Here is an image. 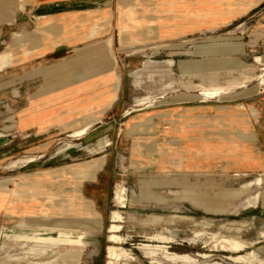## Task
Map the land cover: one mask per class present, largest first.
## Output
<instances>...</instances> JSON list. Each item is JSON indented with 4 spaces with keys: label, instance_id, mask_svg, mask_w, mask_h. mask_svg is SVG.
<instances>
[{
    "label": "rangeland",
    "instance_id": "obj_1",
    "mask_svg": "<svg viewBox=\"0 0 264 264\" xmlns=\"http://www.w3.org/2000/svg\"><path fill=\"white\" fill-rule=\"evenodd\" d=\"M4 1L11 5L9 12L15 21L0 22V53L10 48L18 54L19 49L27 47L11 45V34L37 27V18L33 17L37 2ZM221 1L204 0L205 12L210 9L208 3L217 8ZM24 2L25 12L19 8L21 4L25 7ZM180 2L127 0L130 13L125 20L137 22L138 37L134 43L145 51L142 49L130 62L127 60L120 110L153 107L156 105H149L172 101L174 96L185 93L181 103L187 104L169 106L174 112L167 117L162 114V122L167 119L168 124L180 127L193 122L205 129L202 133H223L228 112L244 101L230 100V95L256 85L259 75H264V34L254 32L251 19L261 7H255L257 2L245 7L244 1L237 0L235 8H253L252 12L229 26L215 24L204 13L205 28L196 33L189 24L191 31L185 34L186 26L182 23L186 15L182 17L184 9ZM133 12L140 17L129 18L134 16ZM150 14L156 18L149 17ZM127 24L126 29L130 27ZM155 24L160 30H155ZM196 69L208 81L201 82L195 76ZM26 89L19 66L0 70V207L9 196L40 204L30 216H12L13 209H0V264H106L110 214L116 208L113 192L122 180L127 182L129 200L124 209L123 241L118 245L122 251L119 264H264V176L257 183L264 171L237 172L239 175L225 169L185 173L177 168L179 164L174 159L171 172L159 173L148 168L142 147L121 148L115 140L116 126L120 130L126 120L140 122L147 128L154 126L148 114L139 116L144 111L135 110L123 119H105L104 124L116 125L107 135L109 145L99 151L90 150L99 142L101 136L97 134L86 140L71 138L68 131L41 137L20 132L16 110L24 103ZM208 89L227 93L208 94ZM186 106L192 113L189 119H183L180 112ZM240 134L244 139L254 137L243 131ZM104 154L109 155L114 177L104 201L98 202L104 210L97 224L90 214L62 207L59 200L72 191L68 187L77 192L79 186L78 181L67 179L66 168L82 167ZM27 155L39 157L34 162L5 168ZM134 159L143 162L134 163ZM20 171L25 174L16 176ZM49 177L48 182H41ZM43 183L51 190H41ZM56 184L62 189L52 190ZM93 201L86 202V206L95 209ZM82 231L87 234H79Z\"/></svg>",
    "mask_w": 264,
    "mask_h": 264
},
{
    "label": "crops",
    "instance_id": "obj_2",
    "mask_svg": "<svg viewBox=\"0 0 264 264\" xmlns=\"http://www.w3.org/2000/svg\"><path fill=\"white\" fill-rule=\"evenodd\" d=\"M23 1L25 0H21ZM35 1L37 3L33 17L37 18V27L31 31L23 29L11 34V45L27 48L19 49L18 54H15L16 50L10 48L0 53V60L4 58L8 64L6 67H0V70L19 66L21 79L27 86L24 103L16 110V125L20 132L41 137L57 131H68V135L71 131L91 123L88 133L83 137L88 140L93 134L101 136L97 146L90 150L91 152L93 149L102 150L109 145L107 135L116 125L113 122L104 124V120L108 117L123 119L134 113L124 116L126 109L120 110V108L125 93V69L127 65L129 66L127 60L130 62V58L145 51V48L134 43L138 37L135 31L137 22L125 20L126 15L130 13L126 7L127 0ZM241 1H244L242 5L245 7L251 6L252 2H257L255 7H261L251 19L254 32L264 34V0ZM180 3L184 9L182 17L186 15L184 16L186 21L182 23L186 26V31L183 32L185 34L191 30L198 33L205 28L204 13L208 14V19L216 21L215 24L229 26L239 18L247 16L253 9L243 10L246 12L238 10L235 8L237 0H222L218 4L219 8H214L208 3L210 9L206 12L203 8L204 0H181ZM23 4L25 10L22 4L19 8L25 12L27 3ZM10 9L9 2L0 0V22L7 20L8 24H13L15 16L10 15ZM189 13L194 15L190 17ZM133 15L129 18L140 17L135 12ZM149 17L156 18L154 14H150ZM126 23L130 26L128 29L125 28ZM155 30H160L157 24ZM15 34L20 36L14 37ZM109 41L113 44L114 55L111 54ZM135 50L137 53L132 54ZM197 71L199 70L196 69ZM195 76H198L203 83L208 81L205 75L198 72ZM213 79L214 77L211 80ZM263 98L262 90L261 93L243 98V102L236 103L227 114V122L223 123L226 127L223 133L214 131L202 133L205 129L193 122L191 125H183V122L181 127L168 124L167 119L162 122L160 119L162 114L167 117L174 112V108L169 106L187 103L139 109L136 112L144 111L139 116L148 114V120L152 117L154 126L147 128L140 122L126 120L121 124L123 126L120 130L116 126L115 140L121 148L142 147L140 151L144 158L148 159L147 167L159 173L171 172L174 169L173 159L179 164L177 168L185 173L224 169L231 174L263 172ZM189 111L188 106L182 107L180 112L183 119H189L188 116L192 114ZM102 123L104 125H100ZM137 124V130L132 131ZM149 125L151 126L152 123ZM96 126L99 127L95 128ZM93 130L95 131L92 133ZM241 131L253 134L254 137L244 139L240 134ZM79 138L82 137L76 139ZM135 151L136 149L133 150L134 153ZM108 156L104 154L100 159H96V161L100 160L101 164L90 173H84L78 168L80 165L65 170L68 180L73 183L79 182L76 190L84 200V204L95 200L93 201L95 209L99 213L93 207L92 209L96 214L97 224L104 210L99 205L104 201L103 196L109 193L114 177V169L108 163ZM136 158L141 157L136 156ZM139 162L143 160L134 159V163ZM24 174L20 171L16 176ZM50 178H44L41 182H48ZM42 187L44 189L41 190H51L45 183ZM61 189L60 185L56 184L52 190ZM67 190L73 191L70 187ZM39 205L37 202L31 204L25 199H13L9 196L4 198L0 209L3 211L13 209L12 216L19 214L30 216L38 211ZM79 234L85 236L87 232L82 231Z\"/></svg>",
    "mask_w": 264,
    "mask_h": 264
},
{
    "label": "bare ground",
    "instance_id": "obj_3",
    "mask_svg": "<svg viewBox=\"0 0 264 264\" xmlns=\"http://www.w3.org/2000/svg\"><path fill=\"white\" fill-rule=\"evenodd\" d=\"M22 8L25 10L24 6H22ZM19 36H20V34L14 35V37H19ZM109 48H110L111 54L114 55L113 44L111 41H109ZM135 53H137V50L133 51L132 54H135ZM7 65L8 64L6 63V60L4 58L0 60V67H6ZM262 86H264V75L263 74L259 75V82L256 85H254L252 87H250V86L245 87L242 91H240L234 95H230L229 99L235 100V99L249 98L253 95L261 93ZM106 91H108V90H106ZM205 91L208 94H219L221 92L227 93V91H221V89H214V90L208 89ZM184 95H186V94L180 93V94L174 96V99L172 101L162 100V101L158 102L157 104H150L149 106L172 104V103H181V102H184V101H182V97ZM87 96L89 97V95H87ZM176 98H178V99H176ZM105 105H106V103H105ZM82 107H83V105H82ZM135 110H138V108L132 107V108L126 109L124 112V116L130 115ZM91 125L92 124L89 123V124H86L85 126L79 128L77 130L71 131L68 134V136L71 138L83 137L88 133ZM38 157L39 156H36V155H27L24 157H20L18 159L13 160L11 163L7 164L5 166V168L6 169H12L13 167L17 166V164H19V163L34 162V161L38 160ZM100 164H101L100 160H97V161L95 160V161H92L90 163H87L86 165H84L82 167L80 166L78 168L83 170L84 173H90L93 170L97 169L100 166ZM67 168L70 169V168H74V167L68 166ZM49 173H53V172H49ZM234 175H239V174L234 173ZM260 176L261 177L258 179V182H257L258 184H260V181L262 180L264 173H262ZM76 199L77 200L79 199V202H77ZM113 200H114L116 208L113 209L111 211V214H110L111 221H110V225L108 228V230H109L108 231V240L110 243L107 245V248H106V252H107L106 264H119V261L122 259V251H121V248L118 247V245L121 244V242L123 241V237H122L121 233L123 231V222L125 219L124 209L127 208V202L129 200L128 199V185H127L126 180H122L120 183H118L116 185V188L113 192ZM59 202H60V205H62V207L64 206L67 209H73L75 212H82V213L86 212L87 214H90L91 216H93L96 220V214L93 211L92 206L89 205L86 207L85 204H83L84 200L74 190L68 192V194L66 196H63V198H61L59 200Z\"/></svg>",
    "mask_w": 264,
    "mask_h": 264
}]
</instances>
